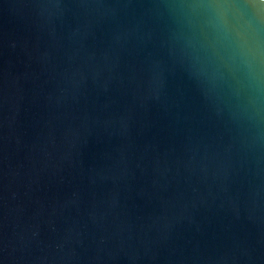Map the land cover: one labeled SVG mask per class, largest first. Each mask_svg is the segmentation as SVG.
I'll list each match as a JSON object with an SVG mask.
<instances>
[{"label": "water", "instance_id": "obj_1", "mask_svg": "<svg viewBox=\"0 0 264 264\" xmlns=\"http://www.w3.org/2000/svg\"><path fill=\"white\" fill-rule=\"evenodd\" d=\"M0 264H264V0H0Z\"/></svg>", "mask_w": 264, "mask_h": 264}]
</instances>
